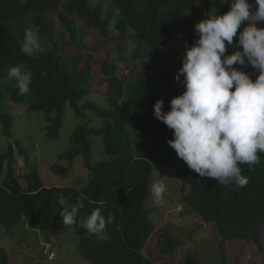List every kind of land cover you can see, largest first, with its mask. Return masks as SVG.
Listing matches in <instances>:
<instances>
[{
  "label": "trees",
  "instance_id": "1",
  "mask_svg": "<svg viewBox=\"0 0 264 264\" xmlns=\"http://www.w3.org/2000/svg\"><path fill=\"white\" fill-rule=\"evenodd\" d=\"M107 1L110 6L106 8L93 0H0V127L9 142L0 154V228L12 231L28 219L37 229L47 230L61 217L58 197L62 195L68 206L83 202L81 216L99 208L106 219L105 229L97 233L75 224L84 260L94 264H154L143 253L152 232L145 204L151 195L153 164L164 163L176 166L174 172L183 183L179 195L187 211L214 227L221 237L223 258L219 264H231L225 249L230 243H238L241 251L252 247L264 251V152L257 153L260 163L238 165L249 180L244 187L199 175L190 186L183 168L187 164L167 143L174 130L154 116L157 100L164 101L165 112L170 108L165 93L170 91L173 98L181 95L175 88L180 84L175 79L178 73L170 70L171 61L163 51L170 52L179 42L185 48L191 46L197 39L196 23L207 18L213 7L220 15L228 12L230 0ZM111 26L120 35L116 53H122L128 41L135 47V61L149 55L153 62H142L132 69L110 61V55L104 57L107 43L115 40ZM29 27L39 29L43 48L33 57L21 51ZM91 33L100 42H88ZM236 41L234 38V45ZM81 47L95 54L70 50ZM232 51L229 47L226 54ZM21 64L32 72L30 91L23 95L16 81L8 78L9 69ZM139 68L142 71L137 72ZM126 70L129 75H124ZM241 70L253 81L259 75L251 66ZM92 82L100 86L106 107L89 100ZM6 103L27 107V113H40L47 141L60 139L70 104V113L78 121L69 137L73 147L58 156L69 165L57 163L52 171L68 176L74 162L82 159L88 178L81 187H46L38 166L26 167L27 173L17 172V156L24 159L29 150L22 145L23 139L13 136L19 132L14 129L16 115ZM94 137L103 143L104 159L97 162L91 141ZM109 216L112 219L107 223ZM182 247V241L170 231L161 232L155 244L165 262V257ZM200 263L199 255L189 250L184 264ZM0 264H9L2 246Z\"/></svg>",
  "mask_w": 264,
  "mask_h": 264
},
{
  "label": "clouds",
  "instance_id": "2",
  "mask_svg": "<svg viewBox=\"0 0 264 264\" xmlns=\"http://www.w3.org/2000/svg\"><path fill=\"white\" fill-rule=\"evenodd\" d=\"M261 22H264V0L254 3L230 0V10L222 15L217 8H211L207 18L196 23L197 39L186 48L182 67L175 77L186 90L171 99L170 111L165 112L162 99L154 105V116L174 130L173 138L167 143L178 158L200 177L213 178L220 184L246 186L249 180L238 165L260 163L257 153L264 152V26ZM242 25L243 30L239 31ZM234 38H237L235 45ZM229 47L233 48L230 55L226 54ZM21 51L28 57L43 51L38 28L25 30ZM247 66L259 72L255 81L241 70ZM8 78L16 81L20 94L30 91L32 72L23 64L11 67ZM165 191L162 180L151 185L156 205L164 202ZM58 203L63 209L60 212L63 224L68 228L79 223L89 233L105 229L106 219L101 209L81 216L82 201L68 206L61 195ZM111 219L109 216L107 223ZM52 255L50 260L55 257Z\"/></svg>",
  "mask_w": 264,
  "mask_h": 264
},
{
  "label": "rangeland",
  "instance_id": "3",
  "mask_svg": "<svg viewBox=\"0 0 264 264\" xmlns=\"http://www.w3.org/2000/svg\"><path fill=\"white\" fill-rule=\"evenodd\" d=\"M94 3H102L104 7H109L107 0H93ZM200 3V0H198ZM220 1V0H219ZM225 1V0H221ZM254 3V0H252ZM247 23V22H245ZM244 27V25H243ZM112 36L115 40L107 43L108 48L104 50L103 56L110 55V61L120 63L121 65H129V68L136 69L140 63L151 64L153 58L149 55L144 59L134 60L135 47L130 42H125L122 53H116L117 39L120 37L113 26L110 27ZM99 37L93 33L89 34L86 39L92 45L100 42ZM78 49V50H77ZM70 49L72 53L78 51L90 52L83 47ZM106 49V48H105ZM186 53V48L183 43H178L170 52L163 51V55L171 61L170 70L178 73L182 67V57ZM129 61V62H126ZM84 60H81L82 65ZM128 63V64H127ZM135 66V67H134ZM139 68L137 72L142 71ZM129 70L125 71L124 75H129ZM183 77L181 76V81ZM93 93L89 100L97 103L100 106L106 107V98L98 91L100 86L94 82ZM99 86V87H98ZM175 88L182 94L186 89L182 83L176 85ZM169 101L173 98L170 91L165 93ZM12 110L15 116V130H19L13 134L16 139H23L22 145L29 150L28 156L18 157V173H27V168L38 166L40 176L46 187H81L88 178V171L84 166L82 159H77L69 172L68 176L64 174H56L52 171L55 164H60L67 167L69 164L66 160L59 161L58 156L72 149L73 144L69 137L73 127L78 123L70 113V104H67V115L65 128L61 132L59 140L47 141L43 131L45 123L43 117L38 112H26L27 107H22L10 103H6ZM170 111V108H168ZM128 119L130 116H127ZM89 118L97 122L94 114H89ZM71 119V120H70ZM133 120L132 118H130ZM70 120V121H69ZM129 121L131 124L133 121ZM130 127V126H129ZM7 137L3 134L0 127V154L5 152L8 147ZM93 144L94 161L104 159L102 139L94 137L91 139ZM29 157V158H27ZM27 163V166H26ZM27 167V168H26ZM188 172L187 184L192 185L195 181V176L198 175L194 170H191L188 165L183 166ZM176 166L173 164L155 163L153 164V183L162 180L166 186L164 193V202L161 205H156L153 201L151 190L150 198L145 204V209L150 213L152 224L151 236L143 249L145 257L151 260L154 264H184L187 258V252L192 250L199 255L200 264H219L223 255L220 251V239L214 231V227L204 224L198 215L187 211L185 205L181 202L180 188L183 183L177 178ZM22 183H24L22 181ZM170 231L178 237L184 247L169 257H165L168 261H164L155 250L157 238L161 232ZM219 236V238H218ZM238 243H230L226 245V255L231 264H264V251L252 247L248 250H239ZM0 246L4 247L8 257L9 264H94L83 259L79 250V241L76 234L75 225L68 228L63 224L62 216L53 221L47 230L37 229L28 219H24L21 224L12 231H6L1 225L0 228ZM54 254V259L50 260V256Z\"/></svg>",
  "mask_w": 264,
  "mask_h": 264
},
{
  "label": "built area",
  "instance_id": "4",
  "mask_svg": "<svg viewBox=\"0 0 264 264\" xmlns=\"http://www.w3.org/2000/svg\"><path fill=\"white\" fill-rule=\"evenodd\" d=\"M51 257H53V255H51Z\"/></svg>",
  "mask_w": 264,
  "mask_h": 264
}]
</instances>
